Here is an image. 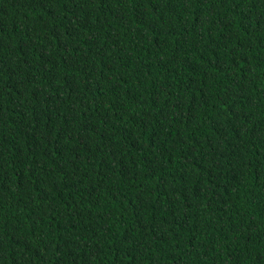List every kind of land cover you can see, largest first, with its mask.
I'll return each instance as SVG.
<instances>
[{
    "label": "trees",
    "instance_id": "1",
    "mask_svg": "<svg viewBox=\"0 0 264 264\" xmlns=\"http://www.w3.org/2000/svg\"><path fill=\"white\" fill-rule=\"evenodd\" d=\"M0 264H264V0H0Z\"/></svg>",
    "mask_w": 264,
    "mask_h": 264
}]
</instances>
